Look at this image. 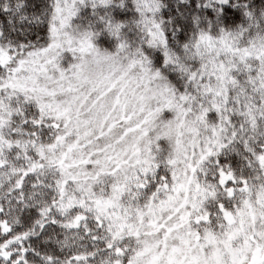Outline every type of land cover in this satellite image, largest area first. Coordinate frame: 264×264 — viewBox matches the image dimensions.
Returning <instances> with one entry per match:
<instances>
[{
	"label": "snow or ice",
	"instance_id": "6c2138e0",
	"mask_svg": "<svg viewBox=\"0 0 264 264\" xmlns=\"http://www.w3.org/2000/svg\"><path fill=\"white\" fill-rule=\"evenodd\" d=\"M0 264H264V0H0Z\"/></svg>",
	"mask_w": 264,
	"mask_h": 264
}]
</instances>
